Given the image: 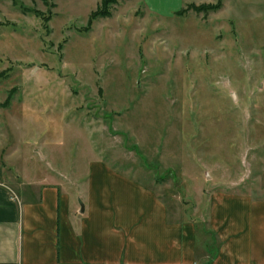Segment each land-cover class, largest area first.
<instances>
[{"label": "rangeland", "instance_id": "1", "mask_svg": "<svg viewBox=\"0 0 264 264\" xmlns=\"http://www.w3.org/2000/svg\"><path fill=\"white\" fill-rule=\"evenodd\" d=\"M167 1L0 0V153L82 200L103 162L200 227L264 198V0Z\"/></svg>", "mask_w": 264, "mask_h": 264}, {"label": "crops", "instance_id": "2", "mask_svg": "<svg viewBox=\"0 0 264 264\" xmlns=\"http://www.w3.org/2000/svg\"><path fill=\"white\" fill-rule=\"evenodd\" d=\"M186 3L149 8L171 15ZM73 186L0 153V264H264L263 197L216 192L198 227L172 220L155 193L103 162L86 199Z\"/></svg>", "mask_w": 264, "mask_h": 264}, {"label": "trees", "instance_id": "3", "mask_svg": "<svg viewBox=\"0 0 264 264\" xmlns=\"http://www.w3.org/2000/svg\"><path fill=\"white\" fill-rule=\"evenodd\" d=\"M108 1H109V0H103V6H107V5H108ZM204 8H205L204 6H201V7H198L197 10H202V9H204ZM214 8H215V9H219L220 6H216V7H214ZM99 14H101V12H96L94 15L97 16V15H99Z\"/></svg>", "mask_w": 264, "mask_h": 264}, {"label": "water", "instance_id": "4", "mask_svg": "<svg viewBox=\"0 0 264 264\" xmlns=\"http://www.w3.org/2000/svg\"><path fill=\"white\" fill-rule=\"evenodd\" d=\"M84 211H85V208H84V206H83V204H82L81 212L83 213Z\"/></svg>", "mask_w": 264, "mask_h": 264}]
</instances>
